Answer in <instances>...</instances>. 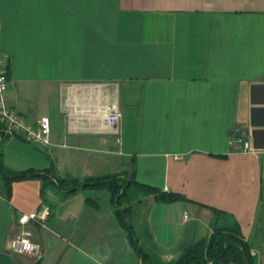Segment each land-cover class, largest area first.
I'll list each match as a JSON object with an SVG mask.
<instances>
[{"label": "crops", "instance_id": "crops-1", "mask_svg": "<svg viewBox=\"0 0 264 264\" xmlns=\"http://www.w3.org/2000/svg\"><path fill=\"white\" fill-rule=\"evenodd\" d=\"M0 50L6 103L29 121H51L46 147L5 138L7 167L52 164L58 177L79 180L133 170L140 183L180 193L189 201L137 193L132 200L137 227L146 218L164 248L178 244L190 219L193 241L210 233L211 207L229 213L245 239L259 241L264 0H0ZM92 84L105 93L116 88V133L89 132L86 121L75 130L64 115ZM233 135L254 151L230 145ZM44 203L51 207L46 225L29 224L42 256L11 253L19 213ZM0 264L142 263L107 189L66 194L29 178L12 181L9 197L0 190Z\"/></svg>", "mask_w": 264, "mask_h": 264}, {"label": "trees", "instance_id": "trees-1", "mask_svg": "<svg viewBox=\"0 0 264 264\" xmlns=\"http://www.w3.org/2000/svg\"><path fill=\"white\" fill-rule=\"evenodd\" d=\"M0 190L6 196L10 195V184L14 180L39 178L42 184H54L63 193H71L80 188H105L109 191L114 214L125 230L134 250L139 255L142 264H256L251 253L256 240L245 239L235 219L222 210L210 208L214 214V223L209 235H204L193 241L192 245L178 254L172 262L165 263L160 256L149 252L143 245L136 219L139 212L133 203L134 194L152 195V200L170 202L177 199L189 201L180 193L164 191L154 186L138 182L134 171L129 173H114L86 177L79 180L76 177H58L54 165L44 169L26 168L14 170L2 161V142L5 135L0 122ZM140 200H137L139 202ZM97 205L96 203H94ZM257 222L254 223L256 229ZM255 231V230H254Z\"/></svg>", "mask_w": 264, "mask_h": 264}, {"label": "built area", "instance_id": "built-area-1", "mask_svg": "<svg viewBox=\"0 0 264 264\" xmlns=\"http://www.w3.org/2000/svg\"><path fill=\"white\" fill-rule=\"evenodd\" d=\"M69 88L72 85L68 86ZM9 89V80L6 73V56L0 50V122L5 135L22 138L37 147H46L50 144L51 121L48 116H42L36 121H29L16 108L6 103L5 95ZM73 104L67 107L64 115L67 121L73 124L75 130L80 129V123L87 122V130L93 133L117 132V125L121 112L114 87L111 93H105L100 85L92 84L89 91L77 95ZM239 143V151L253 152L250 141L240 136H230V145ZM51 214L49 204H42L38 209L21 212L17 217L18 228L8 241V249L17 255H31L39 259L43 252L40 243L33 239L30 223L41 227L46 225ZM254 254L253 251H251Z\"/></svg>", "mask_w": 264, "mask_h": 264}, {"label": "water", "instance_id": "water-1", "mask_svg": "<svg viewBox=\"0 0 264 264\" xmlns=\"http://www.w3.org/2000/svg\"><path fill=\"white\" fill-rule=\"evenodd\" d=\"M196 221L194 219H190L184 226V229L182 231L181 238L178 242V244L173 248H164L162 246H159L153 235L150 233L148 224L146 221V218H141L140 222L138 223V231L140 235V239L145 246V248L155 254L160 256L162 253H167L170 255H178L183 250L188 248L193 243V230L195 227Z\"/></svg>", "mask_w": 264, "mask_h": 264}, {"label": "rangeland", "instance_id": "rangeland-1", "mask_svg": "<svg viewBox=\"0 0 264 264\" xmlns=\"http://www.w3.org/2000/svg\"><path fill=\"white\" fill-rule=\"evenodd\" d=\"M256 219L257 221L259 220V222H257V226L256 229H254L255 230L254 232H256L257 235L259 236V241L255 243V246L252 248L251 251L254 252L253 256L255 258V262H258L260 258L264 260V209L259 210L258 217ZM206 235H209V233H207ZM176 256L177 255L162 253L160 255V259H162L163 262L168 263V262H172ZM205 264H211V261H207ZM229 264H234V263H229Z\"/></svg>", "mask_w": 264, "mask_h": 264}]
</instances>
